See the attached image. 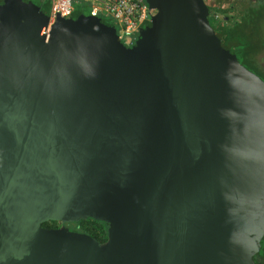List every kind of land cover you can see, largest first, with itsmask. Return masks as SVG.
Instances as JSON below:
<instances>
[{
	"label": "water",
	"instance_id": "1",
	"mask_svg": "<svg viewBox=\"0 0 264 264\" xmlns=\"http://www.w3.org/2000/svg\"><path fill=\"white\" fill-rule=\"evenodd\" d=\"M144 3L127 48L97 18L0 0V264H253L264 83L204 0ZM88 218L105 243L63 226Z\"/></svg>",
	"mask_w": 264,
	"mask_h": 264
},
{
	"label": "trees",
	"instance_id": "2",
	"mask_svg": "<svg viewBox=\"0 0 264 264\" xmlns=\"http://www.w3.org/2000/svg\"><path fill=\"white\" fill-rule=\"evenodd\" d=\"M226 1L204 0L209 9V24L220 40L221 46L235 54L238 63L255 74L264 83V71L259 62V55L264 50V35L258 26L264 19V0H237L243 7L237 12V16L235 19L233 18L234 20L224 15L223 6ZM256 2L258 7L253 5ZM212 9L216 11L213 12ZM41 11L47 15L43 8H41ZM104 24L110 25L108 22H104ZM72 225L75 228L73 231L89 236L99 244L107 241L108 225L104 222L88 218ZM58 226H60L59 222L52 221L41 225L42 228L49 230H55Z\"/></svg>",
	"mask_w": 264,
	"mask_h": 264
},
{
	"label": "built area",
	"instance_id": "3",
	"mask_svg": "<svg viewBox=\"0 0 264 264\" xmlns=\"http://www.w3.org/2000/svg\"><path fill=\"white\" fill-rule=\"evenodd\" d=\"M31 1V0H29ZM40 8L48 6L50 24L58 17L83 14L77 6L85 7L91 17L113 26L120 41L128 48L134 46L139 31L150 22L148 7L141 0H35ZM122 40V41H123Z\"/></svg>",
	"mask_w": 264,
	"mask_h": 264
},
{
	"label": "rangeland",
	"instance_id": "4",
	"mask_svg": "<svg viewBox=\"0 0 264 264\" xmlns=\"http://www.w3.org/2000/svg\"><path fill=\"white\" fill-rule=\"evenodd\" d=\"M31 2H33V3H35V4H37L36 3V1L35 0H31ZM239 1H237V0H227L226 1V3H225V5L223 6V12H224V15H227V16H229V17H231V19H235V17L237 16V12L241 9V7H243V6H241V4L240 3H238ZM260 3V2H259ZM257 4V2L255 3V4H253L254 5V7H258V4ZM260 5V4H259ZM78 8H77V10L78 11H81L83 14H85V16H89V14H88V10L85 8V7H82V6H77ZM213 10V12H215L216 10L215 9H212ZM43 11L45 12V13H47L48 12V6H44V8H43ZM223 14V13H222ZM221 14V15H222ZM238 17H240V16H238ZM233 19V20H234ZM238 20V19H237ZM259 27H260V31L262 32V34L264 35V19H263V21H261V23H259V25H258ZM123 40V39H122ZM124 41V40H123ZM259 62H260V64H261V67H262V69H263V71H264V50L261 52V54L259 55ZM252 73V72H251ZM68 228H70L71 230H74L75 228H74V225H72V226H70V227H68Z\"/></svg>",
	"mask_w": 264,
	"mask_h": 264
},
{
	"label": "flooded vegetation",
	"instance_id": "5",
	"mask_svg": "<svg viewBox=\"0 0 264 264\" xmlns=\"http://www.w3.org/2000/svg\"><path fill=\"white\" fill-rule=\"evenodd\" d=\"M143 3H144V0H141ZM121 43L125 45V42L121 40ZM72 224H66V225H63L65 228L69 229L68 227H70ZM62 225L60 224V226H58L57 229H59ZM72 232H75L73 230H70ZM253 259V264H264V237L261 241V247H260V250L259 252L252 258Z\"/></svg>",
	"mask_w": 264,
	"mask_h": 264
}]
</instances>
